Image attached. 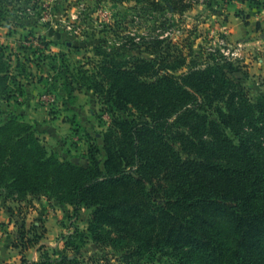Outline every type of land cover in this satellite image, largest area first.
<instances>
[{"label":"trees","instance_id":"trees-1","mask_svg":"<svg viewBox=\"0 0 264 264\" xmlns=\"http://www.w3.org/2000/svg\"><path fill=\"white\" fill-rule=\"evenodd\" d=\"M107 1L186 7L184 0ZM145 49L153 59L137 58L129 69L104 59L105 71L80 79L88 85H73L79 80L58 71L64 99L91 91L100 111L112 117L102 146H87L84 164L48 153L14 120L0 124L5 202L31 206L28 197L44 196L70 206L75 220L82 208L90 211L86 230L73 227L63 235L59 252L40 245L45 230L25 226L24 208L8 207L17 229L12 246L21 254L35 246L41 252L37 261L22 256L21 264H108L69 257L67 251L87 242L118 254L122 264L150 263L157 256L174 264H264V98L249 101L245 88L229 77L237 68L223 55L198 70L183 54ZM4 61L0 44V74ZM8 86L7 97L21 92ZM130 107L139 112L133 120L114 114ZM212 111L216 120H210ZM175 124L183 129L173 130Z\"/></svg>","mask_w":264,"mask_h":264},{"label":"rangeland","instance_id":"rangeland-1","mask_svg":"<svg viewBox=\"0 0 264 264\" xmlns=\"http://www.w3.org/2000/svg\"><path fill=\"white\" fill-rule=\"evenodd\" d=\"M231 1L184 0L186 7L173 11L167 6L158 8L134 1L0 0V44L5 55L0 74L1 126L14 120L38 138L48 153L83 164L88 145L102 146L112 117L100 111L101 106L91 99L94 95L91 91L89 95L75 94L68 101L64 99L60 87L64 80H55L58 71L79 80L73 85L87 84L80 79L105 71L104 59L128 69L137 58L153 59L145 48L157 50L163 56L183 54L198 70L213 67V60L223 55L237 68L229 77L245 88L249 101L263 99L264 18L253 24L257 31L246 33L245 41L229 42L226 29L236 26L241 30L248 13L247 8H235ZM257 1L264 8V0ZM38 38L47 43L46 48ZM258 39V44H252ZM156 42H159L157 49L153 48ZM60 53L63 57H59ZM9 83L14 86L11 90L21 92L7 97ZM42 95L53 96L54 103L42 100ZM62 101L66 104L62 105ZM114 114L130 121L139 112L130 107ZM212 119L216 120L213 111ZM195 122L196 119L191 120ZM177 126L173 130L183 129ZM227 135L233 138L228 132ZM104 157L101 150L99 159L103 161ZM133 190L130 188L123 195ZM0 193L7 196V187L0 186ZM68 212L71 218L72 210ZM89 216L90 211L82 208L79 217L70 222L72 232L73 227L81 231ZM145 264L174 263L157 256Z\"/></svg>","mask_w":264,"mask_h":264},{"label":"crops","instance_id":"crops-1","mask_svg":"<svg viewBox=\"0 0 264 264\" xmlns=\"http://www.w3.org/2000/svg\"><path fill=\"white\" fill-rule=\"evenodd\" d=\"M230 4L235 8L248 10L246 23L243 24L242 29L239 27L226 29V33L230 39L229 42L236 43L245 41L244 38L248 33L256 32L257 29L253 27V24L261 17L264 18L263 5L253 4L250 1L232 0ZM252 20L254 23H252ZM247 33V34H246ZM256 34V33H255ZM258 35V34H257ZM251 44V42H249ZM258 40H254L252 44H258ZM249 44V45H250ZM90 94V91H81V94ZM92 100H95V96H91ZM70 159V158H68ZM72 161V159H70ZM78 163V162H77ZM82 164V163H81ZM84 164V163H83ZM28 202H22L20 205L14 202L4 201L0 196V264H21V257L24 256L29 261H37L40 259L41 252L38 250V246L29 248L23 254L18 249L14 248L13 243L17 242V229L14 225L15 215L8 211V207L15 209L21 206L25 210L24 222L28 228L31 224L39 225L45 230V234L40 241V245L45 246L46 249H55L56 251H63V235H69L72 230L70 222L73 219L69 217V210L71 207L66 205V209L63 205H60L55 199H47L44 196L28 197ZM67 210V211H66ZM3 225V226H1ZM81 231L86 230V226ZM69 257H84V258H100L105 259L108 264H122L118 257L119 255L114 253L108 248H100L92 242H87L85 246L76 252L67 251ZM102 264V263H100Z\"/></svg>","mask_w":264,"mask_h":264},{"label":"built area","instance_id":"built-area-1","mask_svg":"<svg viewBox=\"0 0 264 264\" xmlns=\"http://www.w3.org/2000/svg\"><path fill=\"white\" fill-rule=\"evenodd\" d=\"M41 99L46 102L54 103V97L51 95H42Z\"/></svg>","mask_w":264,"mask_h":264}]
</instances>
